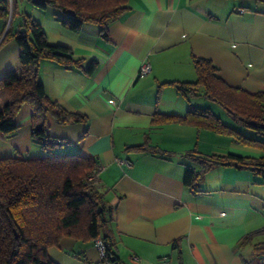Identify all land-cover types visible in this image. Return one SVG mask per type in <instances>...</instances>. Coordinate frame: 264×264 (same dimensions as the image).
<instances>
[{"label":"crops","instance_id":"1","mask_svg":"<svg viewBox=\"0 0 264 264\" xmlns=\"http://www.w3.org/2000/svg\"><path fill=\"white\" fill-rule=\"evenodd\" d=\"M15 1L18 11L9 26L0 18V79L20 66L18 42L4 38L10 25L20 28L23 13L41 23L49 43L82 59L71 68L41 61L39 79L50 98L87 116V122L62 124L48 115L47 129L60 142L56 153L97 161L119 263L133 264L130 256L137 254L140 264H261L255 245L264 242V232H255L264 228V175L217 164L196 189L185 185L184 176L187 169L202 170L190 153L259 158L262 152L230 135L156 116L185 117L200 107L254 137L203 89L184 94L179 84L197 80L194 58L200 57L211 60L228 85L264 92V0H130V9L109 27V41L96 24L76 32L61 24L58 8ZM93 59L99 67L89 75L85 68ZM146 62L151 72L140 75ZM33 113L25 103L16 134L0 132V158L50 154L32 137ZM48 253L58 264H100L94 240L66 235Z\"/></svg>","mask_w":264,"mask_h":264},{"label":"trees","instance_id":"2","mask_svg":"<svg viewBox=\"0 0 264 264\" xmlns=\"http://www.w3.org/2000/svg\"><path fill=\"white\" fill-rule=\"evenodd\" d=\"M31 1L42 9L58 8L59 21L70 30L78 32L85 23L98 25L102 38L107 41L110 40L109 27L130 9V0ZM17 11L15 0H0V18L8 21ZM22 28L25 32H21ZM9 39L19 44L20 66L8 70L0 79V132L6 137L15 135L19 128L17 115L25 103H30L34 111L32 137L50 154L34 159L0 158V264H58L48 250L63 236L84 241L100 235L108 238V223L113 218L103 193L87 180L98 173L97 161L77 153H56L60 142L52 138L47 129L48 115L62 124L87 122V116L69 111L50 98L39 79L40 63L51 59L71 68L81 66L82 59L75 58L65 45L49 43L41 23L28 13L22 14L18 30L10 25L4 40ZM194 62L198 78L194 82H181L180 90L187 94L203 89L204 96L223 106L234 120L264 135V92L250 93L228 85L209 59L195 57ZM98 67L99 61L93 59L85 70L93 75ZM156 120L195 124L230 135L239 144L264 148V142L225 124L208 109L191 107L185 117L158 115ZM190 155L202 164L201 171L186 170L184 183L193 189L199 186L203 174L217 164L252 167L264 175V155L259 158L235 154ZM261 232L264 228L255 233ZM255 252L264 257V242L255 245ZM118 260L116 255V262Z\"/></svg>","mask_w":264,"mask_h":264},{"label":"built area","instance_id":"3","mask_svg":"<svg viewBox=\"0 0 264 264\" xmlns=\"http://www.w3.org/2000/svg\"><path fill=\"white\" fill-rule=\"evenodd\" d=\"M239 11H243V9H239ZM151 65L150 63L146 62L143 63L140 67L139 73L140 75H147L151 72ZM129 163V162H128ZM88 181H92L96 186H98L99 183V176L98 173L94 174L87 178ZM94 244L99 250L100 255V264H121L119 262H116V254L114 251H110L109 247H112L113 241L111 237L104 238L103 236H98L94 239ZM130 262L133 264H140L141 257L137 254H132L130 256ZM261 264H264V257L261 258Z\"/></svg>","mask_w":264,"mask_h":264},{"label":"rangeland","instance_id":"4","mask_svg":"<svg viewBox=\"0 0 264 264\" xmlns=\"http://www.w3.org/2000/svg\"><path fill=\"white\" fill-rule=\"evenodd\" d=\"M232 120H234V119H232ZM237 121V120H236ZM249 128V127H248ZM253 130V129H252ZM254 131V130H253ZM254 139H256V140H259V141H262V142H264V135L263 134H258V133H254V137H253ZM251 146V145H250ZM251 147H254V148H256V149H259L261 152H262V155H264V148L262 147V146H258V145H253V146H251Z\"/></svg>","mask_w":264,"mask_h":264},{"label":"water","instance_id":"5","mask_svg":"<svg viewBox=\"0 0 264 264\" xmlns=\"http://www.w3.org/2000/svg\"><path fill=\"white\" fill-rule=\"evenodd\" d=\"M10 21H11V17H10V19H9L8 26H9V24H10ZM21 32H25V28H22V29H21Z\"/></svg>","mask_w":264,"mask_h":264}]
</instances>
